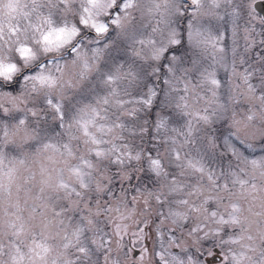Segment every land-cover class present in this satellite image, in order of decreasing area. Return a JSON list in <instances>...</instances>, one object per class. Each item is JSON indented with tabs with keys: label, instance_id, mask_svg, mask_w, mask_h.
Wrapping results in <instances>:
<instances>
[{
	"label": "clouds",
	"instance_id": "obj_1",
	"mask_svg": "<svg viewBox=\"0 0 264 264\" xmlns=\"http://www.w3.org/2000/svg\"><path fill=\"white\" fill-rule=\"evenodd\" d=\"M0 264H264V0H0Z\"/></svg>",
	"mask_w": 264,
	"mask_h": 264
}]
</instances>
